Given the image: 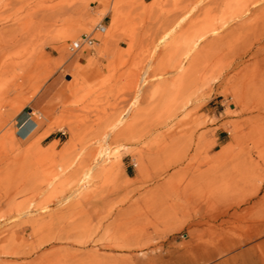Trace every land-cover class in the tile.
Listing matches in <instances>:
<instances>
[{
  "label": "rangeland",
  "instance_id": "obj_1",
  "mask_svg": "<svg viewBox=\"0 0 264 264\" xmlns=\"http://www.w3.org/2000/svg\"><path fill=\"white\" fill-rule=\"evenodd\" d=\"M263 7L0 0V65L24 67L0 98V264H264ZM23 111L38 135H17Z\"/></svg>",
  "mask_w": 264,
  "mask_h": 264
},
{
  "label": "bare ground",
  "instance_id": "obj_2",
  "mask_svg": "<svg viewBox=\"0 0 264 264\" xmlns=\"http://www.w3.org/2000/svg\"><path fill=\"white\" fill-rule=\"evenodd\" d=\"M246 1V0H245ZM253 2H255V1H253ZM257 2V1H256ZM260 3V2H259ZM239 5V4H238ZM253 5H255V4H252V6ZM251 6V7H252ZM237 10H238V8H236ZM240 9V8H239ZM255 10V9H254ZM254 10L253 9H249V8H247V7H245V10L243 11V12H253L254 13ZM239 11V10H238ZM241 11H239V13H240ZM257 12V11H256ZM191 13V12H190ZM247 13V14H248ZM250 14V13H249ZM256 14V13H255ZM189 15V14H188ZM237 15H239V14H237ZM244 15V14H243ZM246 16V15H245ZM252 16V15H251ZM184 17V16H183ZM185 17H186V15H185ZM236 17V16H235ZM251 18V17H250ZM252 18H254V15H253V17ZM256 20H258V19H260V21L259 22H261V24L264 22V7L262 8V9H260V10H258V13L256 14ZM184 20V19H183ZM182 20V21H183ZM235 20H236V18H235ZM234 20V21H235ZM238 20H240V19H238ZM255 20V19H254ZM180 21V20H179ZM246 21V20H245ZM233 23V22H232ZM235 23H237V22H235ZM225 24V23H224ZM223 24V25H224ZM177 25V24H176ZM175 25V26H176ZM227 26V25H226ZM217 28V27H216ZM204 30V29H203ZM225 30V29H224ZM170 31V30H169ZM168 31V32H169ZM174 31V30H173ZM215 31V32H214ZM263 32V31H262ZM212 33H217V31L214 29V30H212ZM263 34V33H262ZM262 34H261V36H262ZM164 35H166V34H164ZM202 35V34H201ZM206 36V35H205ZM168 37V36H167ZM205 38V37H204ZM263 38V37H262ZM261 38V39H262ZM200 39V38H199ZM264 39V38H263ZM159 40H161V39H159ZM157 44H160V41L159 42H157ZM190 44V43H189ZM155 46H158V45H155ZM154 46V47H155ZM194 49V48H193ZM259 49H264V44L262 45V46H260L259 47ZM186 52V51H185ZM149 59V58H148ZM183 63V62H182ZM23 65V63H18V62H13V61H7V62H4L3 64L1 63V65H0V98L2 97V98H5V95H7L8 93H10L11 91H13V90H15L16 89V86H19V84H21V83H19L18 81H16L17 79H18V77L19 76H23V68H22V65ZM148 63H147V67H144V69H143V71H142V73L139 75V77H138V79L136 78L135 79V85L137 86V93H140L141 91H142V89H143V87L146 85V83H147V72L149 71L148 70ZM176 67V66H175ZM20 70V73L18 72H15V70ZM12 72V74L13 75H11V77L9 76V79H3L2 77L3 76H5V75H9L10 73ZM11 83V88H7V85H9L8 83ZM9 87V86H8ZM132 87V86H131ZM135 97V96H134ZM139 98V97H138ZM136 100V99H135ZM133 104H135V103H133ZM121 113H123V112H121ZM125 114V113H124ZM126 118V117H125ZM119 120V119H118ZM123 120H125V119H123ZM52 121V120H51ZM61 121L62 120H60V119H56V120H54L53 122H51L48 126H47V128L44 130V132L40 135V136H38L36 139H34V140H32L28 145H27V147L24 149V154L25 155H28V154H36V152L38 153L39 151H40V147H39V142H40V140L41 139H43V138H45L46 136H48L49 135V133L53 130V129H56L57 127H60L63 123H61ZM63 122V121H62ZM123 122V121H122ZM117 123V122H116ZM119 123V122H118ZM115 125V124H114ZM114 125H112L113 127H114ZM112 126H110V127H112ZM116 127L118 126L117 124L115 125ZM115 127V128H116ZM11 128V127H10ZM10 128H8V130H6L4 133H3V138H10L11 140L13 139V134H12V130H10ZM109 130H111V129H109ZM54 131V130H53ZM109 134V133H108ZM105 144V143H104ZM103 144V145H104ZM107 146V145H106ZM102 149H103V147H102ZM107 147H105L102 151H99V155L101 156V157H103V156H107V154L109 153V152H107ZM98 153V152H97ZM111 154V153H110ZM110 156V155H109ZM107 160V159H106ZM104 161V160H103ZM102 161V162H103ZM61 168V167H60ZM56 171H58L57 169H56ZM91 171H92V168H89V169H87V170H85V172H83V174H82V176L79 178V180H78V183H77V185L79 186L80 184H82V182H84L85 180H87L88 178H89V176H90V173H91ZM58 173V172H57ZM62 173H63V170H62ZM54 176H56V175H54ZM53 176V179H55L56 177H54ZM58 177V176H57ZM74 192H76V191H78V188L76 189L75 188V190H73ZM37 213V212H36ZM33 214V213H32ZM13 220V219H12ZM253 233V232H252ZM251 233V234H252Z\"/></svg>",
  "mask_w": 264,
  "mask_h": 264
},
{
  "label": "crops",
  "instance_id": "obj_3",
  "mask_svg": "<svg viewBox=\"0 0 264 264\" xmlns=\"http://www.w3.org/2000/svg\"><path fill=\"white\" fill-rule=\"evenodd\" d=\"M53 91V88H51L49 91L48 89H45L43 90V93H41V95L37 96L36 101L38 109L42 108L43 104L48 100ZM15 124L17 135L23 139L38 135V131H42L45 127L43 123L34 120L32 115L28 111L26 113L24 111L21 112L17 116Z\"/></svg>",
  "mask_w": 264,
  "mask_h": 264
},
{
  "label": "built area",
  "instance_id": "obj_4",
  "mask_svg": "<svg viewBox=\"0 0 264 264\" xmlns=\"http://www.w3.org/2000/svg\"><path fill=\"white\" fill-rule=\"evenodd\" d=\"M105 27L102 24H98L94 27V29L88 34L80 35L76 40L71 41L69 49L72 52L79 51L83 48L92 47L95 42V34L104 32Z\"/></svg>",
  "mask_w": 264,
  "mask_h": 264
}]
</instances>
